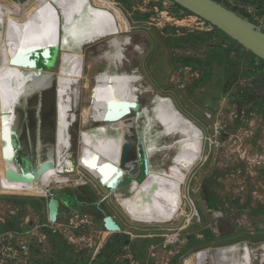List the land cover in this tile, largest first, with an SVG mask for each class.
I'll list each match as a JSON object with an SVG mask.
<instances>
[{"label":"rangeland","instance_id":"1","mask_svg":"<svg viewBox=\"0 0 264 264\" xmlns=\"http://www.w3.org/2000/svg\"><path fill=\"white\" fill-rule=\"evenodd\" d=\"M111 1L117 7H113ZM214 1L264 33V0ZM37 2L46 8L47 16L44 18L47 17L50 22L49 33L46 39L35 35V44L17 47L15 52L46 44L57 47L54 70L43 69L34 79L36 93L51 110L47 125L52 138L50 172L41 186L33 190L8 188L0 180V227L3 220L5 225H10L13 218L28 215L26 221L29 226L26 225L24 231L39 234L45 231L46 238L42 244L48 242L47 233H50L69 246L87 250L95 259L102 257L107 250L110 260L112 254L122 253L123 247L128 245L130 251L135 249L148 257L153 255L152 264H185L196 252L225 246L235 248L243 243L254 248L262 246L264 223L260 224L263 228L258 230L252 215L264 205V62L216 28L207 23L198 24V17L172 0H0L1 5L16 15H22ZM106 24L111 25L116 33L128 36L133 43V47L127 48L129 65L121 73L135 75L153 89L136 103L135 109L139 111L151 105L156 95L169 98L177 111L202 134L200 159L182 191L184 215L167 228L132 222L117 205L114 191L104 192L96 180L88 172L83 174L79 167L77 171L69 172L58 163L57 124L60 122L62 130L68 116L62 105L69 103L71 106L74 96L80 98L73 107L74 111L71 106L70 114L74 119L69 127L71 153L77 160L81 112L88 105L85 101L90 99L91 94L82 91L80 77L76 78L69 67L74 64L73 45L65 41L61 33L66 27L85 33L99 30ZM189 37L194 38L195 46L175 45L171 40L176 38L179 42H188ZM82 52H85L86 58L90 54L99 62L96 44L85 45ZM59 58L62 59L60 63ZM190 58L206 60V64L190 67L183 63ZM2 64L0 54V68ZM100 66L92 69L95 75L101 72ZM60 112L59 121L57 115ZM27 145L29 150V139ZM31 157L29 150L26 157L28 166ZM48 177L54 182H83L77 190L88 191L95 205L120 227V231L113 232L106 244L104 236L100 235L102 229L95 225L96 232L87 235L91 238L89 243L74 245L63 236L52 234L49 228L40 227V202L46 197ZM128 183L129 179H125L118 192H125ZM60 189L57 196L67 200L68 205L64 206L69 208L75 203L76 190L66 185ZM209 195H212L213 204L208 199ZM15 204L17 207L21 204V207L16 209ZM27 204L30 207L25 210ZM90 211L100 222L101 216ZM42 219L49 222L46 210ZM95 220L93 223H96ZM67 226V231L72 234V229ZM230 226L235 228L234 232L230 231ZM8 230L16 232L13 231L15 229ZM115 242L116 248L113 249L111 245ZM238 248L239 254L224 264L244 262L241 257L245 248ZM262 252L258 250L255 254L260 256Z\"/></svg>","mask_w":264,"mask_h":264},{"label":"bare ground","instance_id":"2","mask_svg":"<svg viewBox=\"0 0 264 264\" xmlns=\"http://www.w3.org/2000/svg\"><path fill=\"white\" fill-rule=\"evenodd\" d=\"M111 4L117 7L112 1ZM45 16L46 8L40 2L27 8L22 15L0 4V54L3 59L0 68V180L12 189H38L50 172L52 138L47 125L51 110L36 93L34 80L43 69L19 66L18 59L51 45L31 46L15 52L17 47L35 44V35L46 39L50 22ZM61 35L73 45L74 64L70 69L76 78L80 77L82 91L91 94L85 101L88 105L81 112L77 160L71 153L69 127L74 119L70 112L79 96L73 97L72 110L69 103H62L68 116L62 130L60 122L57 124L59 166L69 172L77 171V167L83 174L88 172L103 191L105 185L122 182L128 177L126 191L113 192L117 205L128 218L134 223L153 224L159 228L171 226L184 215L182 191L200 159L201 132L177 111L169 98L156 95L151 105L139 111L135 109L136 103L153 89L139 77L121 73L129 65L127 48L133 47L128 36L116 33L108 24L85 33L66 27ZM93 44L97 45L99 62L90 54L86 58L82 52L85 45ZM48 54H45L46 60H49ZM95 66L102 67L96 75L92 71ZM28 73L35 76L29 77ZM25 77L28 80L25 81ZM60 116L61 112L57 115L59 121ZM28 139L32 154L29 166L26 164ZM52 167L55 168V164ZM237 246L245 248L242 264H264V243L257 248L248 243ZM237 246L196 252L185 264H224L239 254ZM258 250L263 251L260 256L255 254Z\"/></svg>","mask_w":264,"mask_h":264},{"label":"water","instance_id":"3","mask_svg":"<svg viewBox=\"0 0 264 264\" xmlns=\"http://www.w3.org/2000/svg\"><path fill=\"white\" fill-rule=\"evenodd\" d=\"M172 1L189 13L207 22L209 25L235 41L243 49L264 62V33L246 19H243L235 12L224 8L214 0ZM56 48L57 47L55 46H51L50 48L28 52L20 56L18 59V65L29 69H45L52 71L54 70L56 62ZM43 53H49L48 61L45 59L46 56ZM27 75L29 77L35 76L33 73H28ZM26 77L25 81L28 80ZM125 155L126 154L123 153V156ZM126 179L129 178L126 177ZM122 182L105 185L104 188L108 191H117L118 189H122V187L120 188ZM64 205H68L67 200L60 199L57 196V190H53L47 197L46 204L47 216L50 222L56 223L58 221L59 215L62 212V206ZM105 230L119 232L120 227L111 219H108L105 224Z\"/></svg>","mask_w":264,"mask_h":264},{"label":"crops","instance_id":"4","mask_svg":"<svg viewBox=\"0 0 264 264\" xmlns=\"http://www.w3.org/2000/svg\"><path fill=\"white\" fill-rule=\"evenodd\" d=\"M84 184L81 181L78 180H74V181H69V182H54V180L51 177H48L47 182H46V197L49 196V194L55 190V188L57 187H62L64 185L66 186H72L73 188H75L76 190V194H74L75 197V203H73L72 206L69 205V207H71L72 209H77L82 211L83 213H87L88 215L91 216L92 220H95V216L91 214V211H94L97 215L101 216V220L100 222L96 221V223H94L96 225V227L99 229L101 228L102 231L100 233L101 236H104V242H108V239L110 238L111 234L113 232L110 231H105V224L107 222L108 219H111L109 216L107 215H103L102 211L98 208L97 205H95V203L93 202V198L91 197L90 193L86 190H84L82 192V190H77L78 186ZM61 189H57V192L60 191ZM65 200V199H62ZM44 202V205H43ZM43 202H40V209H41V214L43 217V211L46 210L47 211V200L44 199ZM16 205V209L21 207V204L17 207ZM23 205V204H22ZM25 206V205H24ZM26 207H30V204H27V206H25V210L29 209ZM65 208V209H64ZM67 211L65 206H62V212ZM11 214H13L11 212ZM27 216H24V218L22 217H18V218H13V222L10 225H5L3 221L2 225L0 227V235L11 231L8 229H15L13 231L16 232H21L24 231V229L26 228V225L29 226V224L27 223ZM41 217V219H42ZM40 217L38 219V225L40 224L41 227H44V225L47 223L45 221V219L41 220ZM112 220V219H111ZM16 223V225H15ZM34 223V222H33ZM8 230V231H6ZM25 232V231H24ZM45 232V231H44ZM48 234V242L38 245V249L36 250V252L34 253V258L36 260L37 264H109V262H111L112 260H110V256L108 255L109 253H107L108 251L106 250L105 253H103L102 257H98L97 259L93 258L90 256V253L87 250H83L81 248H75L72 246L67 245L61 238H59L58 236L55 235H49ZM29 235H26V237H24V240H28ZM111 247L116 248V242L112 243ZM109 248V247H108ZM113 248V249H114ZM111 250V249H110ZM116 250V249H115ZM115 250H113L115 252ZM167 252V251H166ZM164 252V253H166ZM133 253L137 259L138 264H152L151 258L146 256L145 254L139 252L137 253L135 251V249L133 250ZM113 258V254L111 255V259Z\"/></svg>","mask_w":264,"mask_h":264},{"label":"built area","instance_id":"5","mask_svg":"<svg viewBox=\"0 0 264 264\" xmlns=\"http://www.w3.org/2000/svg\"><path fill=\"white\" fill-rule=\"evenodd\" d=\"M197 20L200 21L198 24L207 23L199 18ZM57 189H60V187H57ZM45 200H47V197H45ZM66 209L67 211L61 212L56 223L49 221L47 222L48 225L45 224L44 227L49 228L52 234L63 236L71 244L75 245V243L79 242L89 243L91 238L89 239L87 235H92L96 232L94 231L95 224L91 216L87 213H79L77 209L70 207H66ZM67 225L72 229V234L67 231ZM37 229H39V226ZM104 232L107 233V231ZM81 234L82 236H79ZM26 235H29L28 240H24ZM45 238V232H40L39 234L31 231L6 232L0 235V264H37L34 253ZM163 246L166 247V245ZM121 251L122 253L119 252L113 256L112 264H138L133 251L129 250L128 245H125ZM150 256V258H154L153 255Z\"/></svg>","mask_w":264,"mask_h":264},{"label":"trees","instance_id":"6","mask_svg":"<svg viewBox=\"0 0 264 264\" xmlns=\"http://www.w3.org/2000/svg\"><path fill=\"white\" fill-rule=\"evenodd\" d=\"M182 39H185V38H182ZM171 40H173V43L175 45H180V46H195L196 45L193 37H189L187 39L188 42H182V41L179 42V40L176 38L171 39ZM183 63L190 66V67H194L197 64H206V60L190 58V59L183 60ZM211 197H212V195H209L208 199L212 203ZM211 207L215 209V206H211ZM252 219H253L252 221H253L254 225H257L258 230L263 228V226L261 227L260 224L264 223V205H261L260 210L253 211ZM230 231L234 232L235 228L233 226L232 227L230 226Z\"/></svg>","mask_w":264,"mask_h":264}]
</instances>
